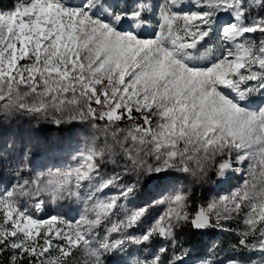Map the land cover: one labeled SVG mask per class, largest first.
<instances>
[{"label": "snow or ice", "instance_id": "6c2138e0", "mask_svg": "<svg viewBox=\"0 0 264 264\" xmlns=\"http://www.w3.org/2000/svg\"><path fill=\"white\" fill-rule=\"evenodd\" d=\"M20 114L57 129L87 123L104 139L94 134L69 163L27 177L24 153L0 190V264H79L78 253L86 264H264V0L0 7V116ZM13 149L0 146V161ZM106 162L120 170L103 173ZM245 164L243 183L206 204L175 179L224 181ZM142 177L154 178L155 198L134 203ZM66 204L82 207L71 216ZM231 220L235 254L223 260L177 239L186 225L230 231Z\"/></svg>", "mask_w": 264, "mask_h": 264}, {"label": "rangeland", "instance_id": "374dc122", "mask_svg": "<svg viewBox=\"0 0 264 264\" xmlns=\"http://www.w3.org/2000/svg\"><path fill=\"white\" fill-rule=\"evenodd\" d=\"M152 3H159L162 0H151ZM184 3H188L189 0H183ZM222 19H225L222 17ZM157 28L156 19L153 18L148 24V34L151 35L152 31ZM254 38L258 41L261 39L259 33L255 34ZM210 43H214V40ZM207 47V45H206ZM262 102V98L256 96L253 104ZM103 122H101L102 124ZM124 127V125H121ZM99 135L101 142L104 137L102 133H96L95 129H92L87 123H75L71 126H64L59 129L48 124L47 121L31 116L20 114L17 116L10 117L5 120L0 116V146H3L5 142L13 143V151L7 154V157L0 161V190L4 187H8L11 183L15 182L14 169L18 164V161L23 157L24 153L31 148V155L29 157L31 163L30 167L24 173L27 177L28 172L35 174L39 171H47L49 168L60 167L70 162V157L74 148L78 145L82 146L85 139L92 135ZM53 144L59 145L58 150L55 152L49 151L50 146ZM70 151V152H68ZM64 155V158H59ZM48 157V158H46ZM58 158V159H57ZM44 159V161H43ZM53 159H57L53 161ZM65 159V160H64ZM118 164H112L106 162L102 168V172L107 175H111L113 169L120 170ZM244 172L241 174L231 173L229 177L224 181H218L215 176H211V179L204 183H192L191 178L183 175L176 176L175 179L179 184H185L192 190V196L196 194V199L199 204H206L213 198H219L222 196L229 195L235 188L240 186L247 176V164L244 166ZM135 179L134 176H125L124 182L131 183ZM141 186L137 193L136 201L134 203H141L149 201L154 197V178L142 177ZM117 189L114 187L110 193H115ZM74 207L77 210L72 212L71 216H77L79 208L82 206L68 205L66 204L62 211H67L68 207ZM162 211L161 208L156 207L151 210V216H155L158 212ZM48 212L42 215H47ZM224 227L229 229H237V223L235 220L226 221ZM218 232L225 233L227 231ZM159 243V246L163 243L157 239L153 242L154 244ZM156 246V247H159ZM133 255H146L147 252H142L139 249L133 248ZM77 259L81 264H86L87 258L82 254H77ZM224 258H220L223 260Z\"/></svg>", "mask_w": 264, "mask_h": 264}, {"label": "trees", "instance_id": "16d2710c", "mask_svg": "<svg viewBox=\"0 0 264 264\" xmlns=\"http://www.w3.org/2000/svg\"><path fill=\"white\" fill-rule=\"evenodd\" d=\"M15 0H0V7L9 8ZM48 158V157H47ZM59 158H64V155ZM58 159V158H57ZM53 159V161L57 160ZM44 161V159H43ZM193 204H199L196 194L192 196ZM230 231L225 233L218 232L217 229H209L203 233H193L190 226H184L177 231V239L184 244L185 247H191L196 253H212L215 252L217 259L234 255L233 245L236 244L237 236L235 229L229 228ZM159 243L154 244V248ZM213 246H215L213 248ZM6 260V257L0 256V261ZM81 264V262H79Z\"/></svg>", "mask_w": 264, "mask_h": 264}, {"label": "flooded vegetation", "instance_id": "af4514ba", "mask_svg": "<svg viewBox=\"0 0 264 264\" xmlns=\"http://www.w3.org/2000/svg\"><path fill=\"white\" fill-rule=\"evenodd\" d=\"M68 152H70V151H68ZM65 160V159H64Z\"/></svg>", "mask_w": 264, "mask_h": 264}, {"label": "bare ground", "instance_id": "6f19581e", "mask_svg": "<svg viewBox=\"0 0 264 264\" xmlns=\"http://www.w3.org/2000/svg\"><path fill=\"white\" fill-rule=\"evenodd\" d=\"M47 158V157H46Z\"/></svg>", "mask_w": 264, "mask_h": 264}]
</instances>
